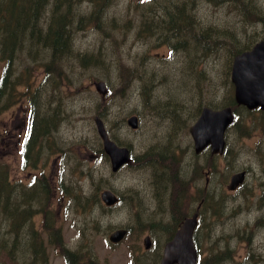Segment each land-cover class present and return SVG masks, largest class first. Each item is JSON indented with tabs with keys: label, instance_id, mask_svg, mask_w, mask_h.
<instances>
[{
	"label": "rangeland",
	"instance_id": "obj_1",
	"mask_svg": "<svg viewBox=\"0 0 264 264\" xmlns=\"http://www.w3.org/2000/svg\"><path fill=\"white\" fill-rule=\"evenodd\" d=\"M182 2L192 25L180 40L177 33H170L173 30L163 29L162 20ZM75 11L74 16L93 20L74 27L70 55L52 62L36 45L30 51L22 48L13 64L15 86L18 76L23 84L16 86L15 97L0 112V161L9 180L16 182L20 199L30 198L28 186L34 179L44 176L50 188L47 195L31 199L29 212L21 209V216L16 215L15 228L22 230L15 236L18 241L8 242V235L0 238V264H18L24 258L29 263L28 253L33 251L25 244L28 232L35 229L33 221L41 220L38 214L46 211L54 229L61 228L60 238L54 234L48 236L49 241L59 240L71 250L92 243L93 253L105 251L107 235L116 226L135 220L124 240L130 242L142 229L140 223L172 222V211L166 205L168 191L154 182V175L164 172L168 181L172 172L182 170L181 175L187 176L191 165H206L204 155H193L189 128L202 106L223 105L228 100L233 53L260 38L264 0H108L99 10L91 0H78ZM29 52L32 57L20 54ZM2 71L0 61V76ZM25 81L32 82L37 111L57 121L41 149L33 150L37 158L33 163L22 155L32 96L24 90ZM98 81L105 84L106 94L95 90ZM131 115L138 117L136 129L126 124ZM95 116L102 119L111 139L129 147L135 157L134 163L117 174H111L101 155ZM226 141L227 153L214 161L216 172L210 186L223 194L232 210V203L249 194L245 189L264 177V113L243 114L229 129ZM239 169L248 171V179L244 188L231 195L226 184ZM89 174L94 175L95 185ZM103 189L113 190L124 204L113 210L102 208L99 193ZM69 191L88 194L85 209L79 210L78 197ZM131 204L135 205L132 209ZM214 209L224 211L219 204ZM1 221L6 229L12 226L7 217ZM37 235L41 237L42 230ZM155 235L163 238L160 232ZM9 238L14 237L9 234ZM53 252L59 254L58 249Z\"/></svg>",
	"mask_w": 264,
	"mask_h": 264
},
{
	"label": "flooded vegetation",
	"instance_id": "obj_2",
	"mask_svg": "<svg viewBox=\"0 0 264 264\" xmlns=\"http://www.w3.org/2000/svg\"><path fill=\"white\" fill-rule=\"evenodd\" d=\"M263 31L264 28L261 29L259 39H264ZM191 183L194 185L186 189L185 193L180 187L176 188L175 193H168L166 205L172 211L173 219L167 225L153 221L140 223L142 229L136 232L139 237L136 236L137 238L130 242H106L104 252L93 253L94 249L90 246L93 244L83 243V248L81 245L78 246V249H81L78 255L91 256L83 259L70 260L67 255L60 253L58 258L59 254L53 252V249H67V246L59 240L49 241L46 237L45 241L34 246L37 252L32 264H54L56 259H59L57 264H161L165 246L173 238L182 220L195 212L198 213L197 224L192 233V245L196 252L195 264H264V177H258L253 188L245 189L251 193L242 195L237 203L231 202L232 210L224 203L226 205H222L224 211L214 209L213 188L211 189L210 182L204 183L203 186L204 190L209 192V199L204 205L202 201H198L196 180H192ZM244 187L245 185H241L237 191ZM249 199L251 202L246 203ZM135 201L136 199L133 200ZM123 204L121 198L111 207H106L100 202L105 210L117 209ZM134 207V204L130 205V209ZM235 208L241 209L239 214L234 212ZM48 213L50 212L38 214L41 215V220L37 223L33 221L35 229L40 231L49 227L46 220ZM59 213V210L54 212L56 216H59ZM134 225L135 220L132 224L121 225L118 228L126 229L128 236ZM158 232L163 235L161 240L156 238L155 233ZM40 249H44V252L42 253ZM54 255H57L56 258ZM101 255L107 257L102 258Z\"/></svg>",
	"mask_w": 264,
	"mask_h": 264
},
{
	"label": "trees",
	"instance_id": "obj_3",
	"mask_svg": "<svg viewBox=\"0 0 264 264\" xmlns=\"http://www.w3.org/2000/svg\"><path fill=\"white\" fill-rule=\"evenodd\" d=\"M91 1L98 10L99 8H103L108 2V0ZM76 3H78V0H0V61H3L5 64L0 82V112L5 108V104L15 96L16 86L23 84L20 83V76H18L19 83L15 86L16 79L13 71V64L17 57L16 54L22 48L30 51L34 46L40 45V51L50 55L52 62L60 61L62 55L68 56L71 54L74 27L77 24L83 22L86 24L93 20L92 18L84 20L82 15L74 16ZM174 9V12L172 11L171 14L165 17L162 26L164 30H173L174 33H170L173 36L177 33L181 40L182 35L190 30L192 20L185 13L183 2L175 5ZM95 12L97 13V10ZM20 54L32 57L30 52ZM89 61L90 59L85 60V63ZM30 84H32L30 81H25L24 87L29 89ZM29 102L31 103L32 112L24 141V153L26 155H30L35 146H42L41 141H44L49 132L57 127V121L54 122V119L52 120L49 115L40 114V111H37L34 93H32ZM210 166L214 170L215 166L212 163H210ZM193 171L197 176H200L202 169L196 166ZM89 175L95 185L96 180L94 175ZM154 177L157 179L158 185L162 186L165 183L164 178H166V175L164 172H157ZM170 178H173L172 180L181 179V185H186L184 180L186 178L185 175L176 173ZM9 179L7 169L0 161V238L2 240L3 235L9 236L10 234L14 237L12 240L15 239L14 243L17 241L15 236L19 234L18 228H15L16 215L21 209L24 211L29 209L31 199L41 196L43 193L47 194L49 183L45 177L41 178L37 183L28 186V191L31 194L30 198L19 200L20 195L19 190L16 188V182ZM69 193L72 194L73 191H69ZM202 195L206 201L207 193ZM87 200H85L86 204ZM78 204L82 209L86 206V204L83 205L80 202ZM22 205H26L27 208H23ZM2 216L10 220L9 223L13 225V227L11 226L12 228H5V223L2 224L1 221ZM36 238L38 240V236L34 238V241ZM3 243H5V240H3Z\"/></svg>",
	"mask_w": 264,
	"mask_h": 264
},
{
	"label": "water",
	"instance_id": "obj_4",
	"mask_svg": "<svg viewBox=\"0 0 264 264\" xmlns=\"http://www.w3.org/2000/svg\"><path fill=\"white\" fill-rule=\"evenodd\" d=\"M231 82L234 85V99L238 105L248 109L260 107L264 110V41L256 43L251 50L242 52L233 59L231 69ZM102 94L106 89L103 82L95 85ZM233 121L229 107L214 111L203 107L199 118L190 128L194 142L195 153L198 154L210 146L211 154H222L225 146L224 132ZM129 127H137V118L131 116L127 119ZM97 132L102 139L103 149L110 160L111 170L116 172L122 165L129 162L127 148L118 147L109 140L102 121L95 118ZM243 173L233 175L228 184V189H235L243 180ZM101 199L107 205L116 202L115 195L110 190L101 194ZM197 214L187 218L176 231L173 239L165 246L164 257L161 264H195V250L193 249L191 235L196 225ZM126 231L117 230L109 236L112 242L120 241Z\"/></svg>",
	"mask_w": 264,
	"mask_h": 264
},
{
	"label": "bare ground",
	"instance_id": "obj_5",
	"mask_svg": "<svg viewBox=\"0 0 264 264\" xmlns=\"http://www.w3.org/2000/svg\"><path fill=\"white\" fill-rule=\"evenodd\" d=\"M7 25H8V24H7ZM10 26H11V25H10ZM6 30H7V29H6ZM0 34H1V33H0ZM6 34H7V33H6ZM2 41H3V40H2ZM7 74H8V73H7ZM10 77H11V76H10ZM11 84H12V83H11ZM11 84H10V85H11ZM12 86H13V84H12ZM43 122H44V121H43ZM48 124H49V123H48ZM49 125H50V124H49ZM52 129H53V128H52ZM156 174H157V173H156ZM156 174H155V175H156ZM0 181H1V180H0ZM1 184H3V183H1ZM12 184H13V183H12ZM38 186H39V185H38ZM26 194H27V193H26ZM7 195H8V192H7ZM27 195H28V194H27ZM27 195H26V196H27ZM29 197H30V196H29ZM24 198H25V197H24ZM27 198H28V197H27ZM27 198H26V199H27ZM26 199H25V200H26ZM13 200H14V198H13ZM19 200H21V199H19ZM20 202H21V201H20ZM24 202H25V201H24ZM9 212H10V211H9ZM7 215H8V213H7ZM7 215H6V216H7ZM13 216H14V215H13ZM10 217H11V216H10ZM15 219H16V218H15ZM12 221H13V220H12ZM54 221H55V220H54ZM136 221H137V220H136ZM51 222H52V221H51ZM140 222H141V221H140ZM151 224H152V223H151ZM12 226H13V225H12ZM94 226H95V225H94ZM148 226H149V225H148ZM151 226H152V225H151ZM10 228H11V227H10ZM6 232H7V231H6ZM4 245H5V244H4Z\"/></svg>",
	"mask_w": 264,
	"mask_h": 264
}]
</instances>
